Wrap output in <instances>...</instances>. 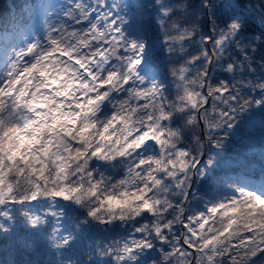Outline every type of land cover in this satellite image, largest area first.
Here are the masks:
<instances>
[{
	"label": "snow or ice",
	"instance_id": "snow-or-ice-1",
	"mask_svg": "<svg viewBox=\"0 0 264 264\" xmlns=\"http://www.w3.org/2000/svg\"><path fill=\"white\" fill-rule=\"evenodd\" d=\"M190 7L156 0L155 21L168 52L180 43L179 51L187 54L185 41L199 46L187 64L200 67L190 80L191 69L179 68L175 100L166 95L162 80L150 77L155 44L145 42L147 29L132 27L136 38L126 35L115 2L69 0L61 9L63 19L47 27L46 43L37 39L14 51L0 74V232H13L9 205L53 202L43 216L23 212L27 224L38 228L48 223L47 216L66 214L51 210L60 198L82 210V227L119 221L131 231L123 242L90 252L87 260L79 258L84 255L79 249L72 252L77 260L68 257L58 264H109L104 257L111 264H264V180L239 187L238 196L205 204L206 212L184 221L192 177L205 179L207 173L200 167L199 136H194L195 151L179 147L178 116L193 127L203 121L207 143L218 149L237 127L238 115L254 109L264 119V36L245 41L244 22L234 16L219 27L217 38L196 41L194 28L173 21ZM141 10L147 14L146 5ZM232 48L243 59L226 57ZM258 50L259 73L253 66ZM212 64L232 81L211 82ZM171 74L177 77L176 70ZM106 103L113 111L102 116ZM96 161L123 165L126 172L114 181L94 166ZM177 224L186 229L181 235L174 231ZM73 240L71 233L53 236V245L71 248ZM157 251L162 259L153 258Z\"/></svg>",
	"mask_w": 264,
	"mask_h": 264
},
{
	"label": "trees",
	"instance_id": "trees-1",
	"mask_svg": "<svg viewBox=\"0 0 264 264\" xmlns=\"http://www.w3.org/2000/svg\"><path fill=\"white\" fill-rule=\"evenodd\" d=\"M86 2L92 3L94 0H86ZM113 2L119 6V14L125 20L126 35L136 38L132 33V27L141 30L147 29L148 35L143 37L145 42L149 47L153 43L155 44V60L151 66L150 77L162 80L167 89L166 95L170 100H175L178 91L177 85L181 84L178 70L181 66L189 67L191 72L186 74L188 79L195 76L196 69L200 67V64L189 65L187 60L191 55L198 54L199 46L196 43L185 41L183 46L187 54L179 51L180 43L174 46L175 51L172 54L168 52V45L164 43L165 37L155 21L156 0H108L109 4ZM160 2L191 6L187 15L174 16L173 21L182 27L194 28L197 33L196 41H199L201 36H204L206 40L209 37L217 38L219 27H222L225 21L234 16L241 17L244 22L242 38L245 41H250L255 35L264 36V0H160ZM142 5L147 6V14H141ZM204 5L211 6L205 8ZM68 6L69 0H0V34H7L11 37L6 64L0 65V74L6 70L14 51H19L20 48L25 47L28 43H34L37 39L42 42L39 35L46 31L45 20L48 15L51 17L57 13L62 14V7ZM134 15L135 23L133 22ZM67 23L70 26L73 25L70 21ZM214 24L217 25L215 31L213 30ZM177 34L173 33V35ZM21 35H25L28 41L21 39ZM4 45V41L0 38V58ZM206 47L211 50L210 41L206 43ZM229 53L234 58L243 59L234 48L229 49L225 56L227 57ZM249 55L253 54L249 52ZM261 55L259 50L254 54L253 66L257 68V73H259ZM173 70L177 71V77L172 76ZM248 76L249 74L245 72L244 77ZM236 78L240 79L241 77L237 74ZM209 79L213 83L222 80L229 82L232 81V75L224 72L220 65L212 64L209 68ZM189 87L195 86L189 85ZM244 91L247 93L248 90L245 88ZM179 92L183 94V87L179 89ZM112 111L111 105L106 103L101 115L111 114ZM185 119L186 116H178L174 122V126L183 127V140L179 147L195 151L197 145L194 136H199L204 144V155L200 167L207 173L205 179H200L196 175L192 177L193 184L189 189L188 200L184 202L186 209L184 221L187 223L188 215L206 212L205 204L221 200L224 197L238 196L237 189L239 187H244L246 184L258 185L264 180V119L254 109L238 115L237 127L228 134L223 141L224 146L219 149L207 143L203 121H201L203 124L202 136L199 124L195 127L185 125ZM209 158L212 160L211 165L207 163ZM94 166L100 168L106 175L113 177L114 181L121 179L126 172L124 166L120 164L112 167L105 162L96 161ZM170 198L180 199L179 197ZM52 203L41 200L24 205H9L14 217V221L10 222L13 224V232L10 234L0 232V264H58V261L68 257L77 260L78 256L72 255V252L79 249H82L84 253L79 258L87 260L90 252L98 253L102 247L117 240L123 242V239L128 237L131 231L130 227L119 221L111 225L97 224L93 221L91 226L82 227L80 225V221L83 220L82 210L76 205L69 206L68 202L60 198H57V201L54 202L56 206L51 210L63 211L66 213L64 216L59 218L47 216L48 223L38 228H32L27 224L23 212L27 211L43 216L50 210ZM148 220H151L150 216ZM174 231L177 235H181L186 229L177 224L174 226ZM70 233L74 237L72 247L56 249L53 245V236H66ZM159 247L158 244V249ZM164 247L166 251L170 250L167 246ZM153 258L162 259L159 251L153 254ZM102 259L109 260V264H111L110 258Z\"/></svg>",
	"mask_w": 264,
	"mask_h": 264
},
{
	"label": "rangeland",
	"instance_id": "rangeland-1",
	"mask_svg": "<svg viewBox=\"0 0 264 264\" xmlns=\"http://www.w3.org/2000/svg\"><path fill=\"white\" fill-rule=\"evenodd\" d=\"M62 8H64V7H62ZM56 12V11H55ZM62 16V14H59V13H57V15H52L51 17L48 15V18L45 20V24L47 25L46 26V28H45V30L47 29V27L49 26V25H52V24H58L62 19H63V17H61ZM46 21H47V23H46ZM71 27H79L78 25H71ZM45 36H46V32H45V34L43 35V40H42V43H46V41H45ZM0 38H2V40H4V42L8 45L9 43H10V38H9V36H7V35H0ZM23 39L24 40H27L26 39V36L24 35L23 36ZM28 41V40H27ZM2 60H3V57L1 58ZM4 61V60H3ZM4 63V62H3Z\"/></svg>",
	"mask_w": 264,
	"mask_h": 264
},
{
	"label": "water",
	"instance_id": "water-1",
	"mask_svg": "<svg viewBox=\"0 0 264 264\" xmlns=\"http://www.w3.org/2000/svg\"><path fill=\"white\" fill-rule=\"evenodd\" d=\"M200 127H201V129H202V124H201V122H200Z\"/></svg>",
	"mask_w": 264,
	"mask_h": 264
}]
</instances>
